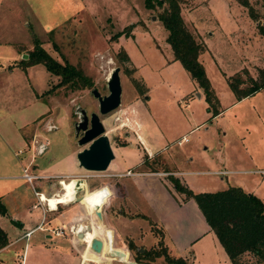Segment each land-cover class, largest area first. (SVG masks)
I'll use <instances>...</instances> for the list:
<instances>
[{
  "label": "rangeland",
  "instance_id": "1",
  "mask_svg": "<svg viewBox=\"0 0 264 264\" xmlns=\"http://www.w3.org/2000/svg\"><path fill=\"white\" fill-rule=\"evenodd\" d=\"M249 1L258 14V20L252 19L247 8L237 0H180L181 13L188 27L198 39L203 36L208 38L200 59L218 98L216 106L220 110L211 116L212 111L207 109L202 88L195 84L181 62L173 58L172 49L166 41L168 31L159 19L165 5L148 8L144 0H0L2 56L15 51L17 59L14 62L24 69L27 65L21 59L27 57L24 54L33 48L34 38L37 37L51 55L61 62L68 60L93 82L89 87L72 88L57 85L60 77L47 70L42 63L36 66L35 75L31 72L30 79L20 68V75L27 85L31 82L37 90H43L37 95L40 100L30 102L29 92L33 93V90L30 87V90H20L21 78L15 75L9 83L0 81V115L5 116L4 120L14 116L17 109L25 108L32 114L46 109L28 126L39 129L40 136L31 138L33 141L29 142L32 163H37L39 170L56 163V159L68 152L69 139L74 147H83L77 143L74 129L81 115L79 107H83L88 114L98 112V99L91 89L96 87L101 94H107V79L115 66L120 67L122 86L120 105L107 113H99L115 154L111 164L102 171L80 167L79 172L73 175L85 180L87 191L81 190L76 196L88 193L87 200L78 202L74 198L68 203H56L54 210L45 214V221L51 225L47 231L52 236L46 237L43 229H36L28 238L0 250V264H126L109 259L115 256L114 249L126 252L124 259L139 260V264H175L168 258L177 257L190 264H231L214 234H208L184 248L169 238L166 240L162 224L149 202L139 194L132 177L139 172L160 171L154 176L167 183L172 195L176 192L184 199L185 194L174 188L169 175H174L172 169L179 168L177 164L186 161L190 155L193 156L190 165L212 170L191 178L198 184L202 181L206 188L209 184L213 189L208 190L226 188L229 186L223 185L226 178L233 181L235 175L256 176L230 172L222 175L226 171H213L229 167L222 164L228 151L230 158L236 162L235 157H239L241 147L243 149L242 140L250 146L251 152L243 149L244 161L241 164L251 167L248 157L251 153L255 155L250 145L255 130L249 132L250 129L240 127H264V91H256L240 100L227 82V77L240 76L244 80L241 85H247L250 83L248 74L257 77L258 69L264 66V38L257 28L258 21L264 23V0ZM130 24L133 26L129 34L113 36ZM257 34L263 39L262 46L256 38ZM248 45H255V50H249ZM121 49L126 51L129 60L121 58ZM139 128L145 141L149 136L157 137L161 142H167L169 149L154 155L148 153L138 133ZM183 132H186L188 141L177 145L182 143L179 140L184 135L180 139L178 137ZM26 133L29 134V130ZM35 139L38 142L48 141L43 152L37 151ZM225 140L229 143L226 150L223 147ZM259 145L264 154V144ZM219 148L220 152H217ZM166 152H170L171 156L164 155L167 157L165 160L162 155ZM204 156L213 159L216 164H209ZM139 159V164L131 167ZM17 162V157L13 158L10 163L12 169ZM235 164L232 162L233 166ZM12 169H0V172H21ZM127 170L131 173L126 174ZM12 184L20 192L18 196L26 197L27 201H38L30 183L22 178H0L1 191ZM35 188L42 190L43 185L36 183ZM60 188L61 184L55 182L44 192L51 195L59 192ZM103 195L106 197L100 203L97 197ZM82 207L88 211L83 213ZM98 210L101 219L96 214ZM26 213L29 222H38L43 216L40 207L27 209ZM16 216L12 212L0 211V226L6 231L1 238L8 240L23 232L18 220L14 219ZM76 216L91 224L85 240L81 242L78 239L77 243L74 241L76 234L69 230L78 223ZM56 218L62 227L65 225L60 236L50 229L58 227ZM199 226L196 224V230L200 229ZM192 230L194 227L185 228L186 233ZM93 237H100L103 241L100 252L91 249ZM42 239L44 245L41 244ZM26 243L30 247L29 253L23 251ZM161 247L165 248V252L158 256L146 253ZM254 260L255 257L246 254L242 261L251 264Z\"/></svg>",
  "mask_w": 264,
  "mask_h": 264
},
{
  "label": "crops",
  "instance_id": "2",
  "mask_svg": "<svg viewBox=\"0 0 264 264\" xmlns=\"http://www.w3.org/2000/svg\"><path fill=\"white\" fill-rule=\"evenodd\" d=\"M201 38L206 44L205 39H208V38H205L204 36ZM256 38H259V41H261V46H262L263 39L262 37H260V34H257ZM248 46H249L248 48L249 50H252V51L255 50V45H248ZM0 49L2 50L1 47ZM16 55L17 54L15 53V51H12L11 54L2 56V53L0 51V81L3 80L4 83H9L10 78L13 76L15 77L16 75L17 77L21 78V81H22L21 87L19 86V89L21 90L22 88V89L30 90L28 89V87L32 88L33 93L32 91L29 92L28 100L30 102H33V101L36 102L37 100H40L37 95H40L43 90L42 91L37 90V88L31 82L29 85L25 83L24 79L20 75L21 74L20 68L22 67L18 66L14 62V60L17 59ZM39 63L30 64V65H27L24 69L22 68L27 78H29V75H31V72L33 75L37 73L36 66H38ZM15 72H18V73L16 74ZM7 86L11 87V85H7ZM200 96L202 95L200 94ZM235 101H238V100H235ZM45 110L46 109L36 111L34 114H32L30 112L28 113L25 110V108H22L20 110L17 109V110H14V116H11L9 119H7L6 117L5 120H4L5 116L0 115V169H4V170L12 169L10 166V163L13 160V158L17 157L18 162L17 164L14 163L16 164V167L12 169V171L15 169L21 170L20 173L0 172V178L1 177L12 178V176H17L18 178H22L26 182L30 183V186L34 190V194L45 193L46 191H48V188L53 187L55 182L59 183V179H61V177L73 176L75 175V173L79 172V169L81 167L77 160L76 153L82 147H74L71 144L70 139H69V147L67 146L68 152L64 154V156L60 157L59 159H56V163L54 162V164L48 165L47 166L48 168L46 167V169L48 170L46 169L39 170L37 163H32V155L29 154V151H30L29 147L31 146V145L29 146V142L31 138L39 137L40 133H39L38 128L36 127L32 128L28 126L31 125V123L35 119L41 116L45 112ZM41 128L51 130V128H48V127H41ZM240 129H243V130L250 129L249 132L252 130H255L254 132L255 135H251L253 139H250L252 140L250 141V145L252 149L254 150L255 155L251 153L249 154V157H248V160H249L248 164H250L251 167L243 166L244 164H241L244 161V159L242 158V152H244L246 149H248V152H251L250 146L247 145L244 140H242L241 143H242L244 151L241 147V153L239 157L237 156L235 157L236 162L232 160V157L230 158L229 156L230 154L228 151L225 158L223 159L222 164L228 165L229 167L226 168V167L221 166L222 168H215V170L213 171H216V172H219L221 170L226 171V172L221 173L222 175L227 172L250 173V174L256 175L255 177L254 176L247 177L246 175H235L232 177L234 182L226 178V183H224L223 185H226V184L240 185L246 191L253 192L257 194L262 200H264V177L262 176L261 173L257 171V169L264 168V154L262 152V149L260 148L261 146L259 145V144L261 145L264 144V127H261V128L260 127H240ZM27 130H29V134L26 133ZM140 131H141V128H139L138 133L143 139V146L147 150V152L150 153L151 155H154L155 153H162L169 149V146H167V142L166 143L161 142L162 140L160 138L149 136L147 141H145L144 140L145 137H143V134ZM185 133L186 132H183L181 136L178 138L180 139L183 135L186 136ZM186 137H187V140H183L182 143L177 144V145H182L184 142L188 141V136ZM228 145H229L228 140H225V144L223 146L225 150ZM46 148H47V145L44 147V149ZM44 149L42 150V152L44 151ZM220 149L221 148H219L217 152H220ZM164 155L171 156V153L170 152H166L165 154L163 153L162 156L163 158L165 157V160H166L167 157ZM112 160L110 161L109 164H111ZM172 160H174V158H172ZM185 160L186 161H181L180 163L177 164L179 168L172 169L173 174L177 176L183 184L191 187L196 192L213 189V188H210L211 186L209 184H207V188H206L205 184H202V181H200L199 182L200 184H198L197 182L196 183L193 182L194 179H191L193 176L195 177L196 174H202L204 172H209L212 170H207L205 168H196L193 165H190V163L193 161V156L191 155L188 156V158H186ZM204 160L207 161L209 164H212V165L216 164L213 161V159H209L206 156H204ZM139 162H140V159L138 162L134 163V165L132 164L131 167L136 166L137 164H139ZM232 162L236 163L235 166L232 165ZM165 163L169 164L167 161ZM29 164L31 165L30 171L32 173H41V174H46L48 176L34 179L31 182L28 181L25 177L22 176V173H23V167L26 166L29 169ZM130 164L131 163H129L128 165ZM129 167L130 166H128L127 168ZM159 173L160 171H156V170H152L151 172H139L133 175L132 180L139 194L147 202H149L152 210L157 215L160 223L162 224L164 228L163 230L165 233L166 240L169 238L171 242H173L176 245H181V247L184 248V247L190 246V244L194 242H197L199 239L206 237L208 234L209 235L214 234L216 236L214 231L210 228L209 224L205 220L195 200L193 198H188V199L182 198L181 199V197L176 192H174L175 190H173L174 194L172 195L167 187V183L162 182L158 177L154 176L155 174H159ZM37 180H41V181L37 182ZM221 180H223V177H221ZM36 183L43 185V189L42 190L36 189L35 188ZM16 188H17L16 185L12 184L10 186H7L2 191L0 190V199L5 204L6 211L12 212L13 214L15 213L16 215H18L15 218L14 217L13 218L15 219V221L18 220L20 229H23V232L17 234L16 236H14V238L8 239L6 241V244L0 247V250L6 249L7 247H9L11 243H17L21 239L28 238L36 229H43L45 231L46 237L52 234L49 231H47V228L51 227L49 221H45L44 223L41 224V226H39V224L41 223V220H39L38 222H33V221L29 222L28 221L29 218L26 213L27 209L29 210V209H33L37 207H40L43 212V208L46 202L43 203L42 205L41 203H39V201L34 202L31 199L27 201L26 197L22 195L18 196L20 192L16 191ZM10 196L12 198H9ZM11 201H14L15 203L14 202L10 203ZM52 210H54V208L49 207V210H47V212H50ZM81 221L84 224L83 231L87 233L88 228L86 227V223H84L82 219ZM55 223L57 226V224H60L61 222L58 218H56ZM196 224L200 225L199 230H196ZM186 227H194V230H192L190 233H186L185 231ZM0 228L4 232H6L5 229L2 228L1 226ZM30 230L32 232L29 235H26V232ZM189 231H190V228H189ZM79 240L83 242L85 239L79 238ZM41 244L44 245L43 239L41 240ZM27 245L28 243H26L24 246V250H23L24 253L26 250H27V253H29L30 247ZM36 246L41 247V245L39 244H37ZM84 251L88 252V250L86 249Z\"/></svg>",
  "mask_w": 264,
  "mask_h": 264
},
{
  "label": "trees",
  "instance_id": "3",
  "mask_svg": "<svg viewBox=\"0 0 264 264\" xmlns=\"http://www.w3.org/2000/svg\"><path fill=\"white\" fill-rule=\"evenodd\" d=\"M245 6L254 20L258 14L249 0H237ZM148 8L163 6L159 15L163 26L168 31L166 41L169 43L174 59H178L195 84L202 88L208 103L207 109L212 111L211 116L220 112L216 104L218 98L207 76L200 54L206 49L202 38L188 27L181 13L180 0H144ZM132 24L116 32V37L121 33L129 34ZM259 33L264 38V23L257 22ZM121 58L129 60L124 49H121ZM21 61L25 65L42 63L47 70L60 77L57 85H68L72 88H84L93 84L92 79L68 60L63 62L51 55L41 41L35 37L34 46L27 52V57ZM249 84L242 86L244 81L240 76L227 77V82L237 99H241L258 90H264V66L258 69L257 77L248 74ZM46 90V92H48ZM212 109V110H211ZM174 188L183 192L184 198H193L201 210L210 228L216 234L220 244L226 251L232 264H245L243 257L248 254L255 257L251 264H264V201L255 193L246 191L240 185H229L219 190L193 191L183 184L175 175H169ZM0 211L6 212V207L0 199ZM5 232L0 228V247L6 244V239L1 238ZM165 252V248L146 251L150 256H158ZM144 254V253H143ZM139 262V260H137ZM175 264H190L182 257L168 258ZM250 264V263H249Z\"/></svg>",
  "mask_w": 264,
  "mask_h": 264
},
{
  "label": "water",
  "instance_id": "4",
  "mask_svg": "<svg viewBox=\"0 0 264 264\" xmlns=\"http://www.w3.org/2000/svg\"><path fill=\"white\" fill-rule=\"evenodd\" d=\"M26 55L27 54H24V56ZM119 71V66H115L111 71L110 76L107 79V86L109 90L107 94H101L96 87L91 89L93 95L98 99L99 109L98 112L93 111L91 113L89 124L86 110L83 107H80L82 119L75 124V129L76 131L81 130V135H79L77 143L79 145H83V147L77 151L76 157L79 165L87 170H105L115 156L109 136L106 133L105 126L99 113H107L117 108L121 103L122 86ZM199 94L200 93L198 92V95ZM75 179L74 198H78L76 193L83 190V187L80 185L83 178L77 177ZM96 214L99 219H101L102 215L100 210L96 211ZM86 227L91 228V224L87 223ZM76 236L84 238L85 232L77 231ZM90 246L94 251L100 252L103 246V241L100 237H93L91 239ZM114 252L119 253L120 251L118 249H114ZM124 262L126 264H139L134 259Z\"/></svg>",
  "mask_w": 264,
  "mask_h": 264
},
{
  "label": "bare ground",
  "instance_id": "5",
  "mask_svg": "<svg viewBox=\"0 0 264 264\" xmlns=\"http://www.w3.org/2000/svg\"><path fill=\"white\" fill-rule=\"evenodd\" d=\"M138 137L140 138V136L138 135ZM63 179V178H61ZM60 179V184H61V188L60 191L51 195H46L45 193H40L41 195V199H44L45 202L51 207V208H55L56 203H68L70 201H72L74 199V192H75V183H76V179L74 178V176H70L67 179ZM64 182L65 185H64ZM80 185L83 187V190L86 192V182L84 179L81 180ZM89 194L88 193H83L82 195H80L78 198H75L78 202L80 201H85L87 200ZM106 195L103 196H98L97 199L100 203L103 202V198H105ZM83 213L85 211H87V208L82 207ZM78 218V223L75 224L73 226L74 229H77V231H83L84 230V224L81 221L80 216H76ZM76 231V232H77ZM86 234V233H85ZM83 238V237H80ZM79 237L76 236V238L74 239V241H78ZM120 251V250H119ZM122 252V253H120ZM119 253H115V256H110L109 259H116L118 261L124 262L127 261L126 259H124L126 257V252L120 251ZM128 252V251H127ZM123 254V255H122ZM125 263V262H124Z\"/></svg>",
  "mask_w": 264,
  "mask_h": 264
},
{
  "label": "built area",
  "instance_id": "6",
  "mask_svg": "<svg viewBox=\"0 0 264 264\" xmlns=\"http://www.w3.org/2000/svg\"><path fill=\"white\" fill-rule=\"evenodd\" d=\"M183 140H187V137H186L185 135L182 137V139L179 140V142H181V141H183ZM35 143H37V145H38V146H37V151H38V152H42V150L44 149V147L47 145L48 141L45 140V141H39V142H38V140L35 139V140H34V146H35ZM20 151H21V150H20ZM20 151H19V152H20ZM257 171H258L259 173H261L262 176L264 177V168L257 169ZM130 173H131V170H127V173H126V174H130ZM117 174H118V175H121V174H124V173H117ZM22 176L25 177L28 181L31 182V181L34 180V179L42 178V177H47L48 175H46V174H41V173H32V172H29V171H28V167L25 166V167H23V173H22ZM66 177H68V176H63V178H66ZM59 183H60V179H59ZM36 194H37V196H38V201H39V203H41V204L43 205V203H45V200H44V199H41V195H40V193H36ZM49 207H50V206H49L47 203H45V206H44V208H43V212H42L43 216H42L41 223L39 224V226H41V224L45 222V219H46V218H45V214H46L47 210H49ZM57 226H58L57 228H55V227L51 228L52 232H54V234H56V235L63 234V233H64V226H65V225H63V227H62V225L58 224ZM43 228H44V227H43ZM69 230H70L71 232H73L74 234H76L77 229H74L73 226H71ZM31 232H32L31 230L28 231V232H26V235H29Z\"/></svg>",
  "mask_w": 264,
  "mask_h": 264
},
{
  "label": "flooded vegetation",
  "instance_id": "7",
  "mask_svg": "<svg viewBox=\"0 0 264 264\" xmlns=\"http://www.w3.org/2000/svg\"><path fill=\"white\" fill-rule=\"evenodd\" d=\"M98 103H99V102H98ZM98 109H99V104H98ZM79 112L81 113V111H80V107H79ZM86 112H87V111H86ZM92 112H93V111H91L89 114L87 113L88 124H89V122H90V117H91V113H92ZM81 119H82V115H80V119L77 120V121L75 122V124L78 123ZM75 124H74V129H75ZM79 135H81V130L76 131V129H75V136H76L77 139H78Z\"/></svg>",
  "mask_w": 264,
  "mask_h": 264
}]
</instances>
